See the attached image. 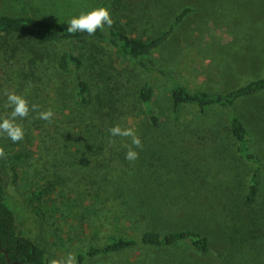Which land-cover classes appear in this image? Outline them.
<instances>
[{
    "label": "rangeland",
    "instance_id": "rangeland-1",
    "mask_svg": "<svg viewBox=\"0 0 264 264\" xmlns=\"http://www.w3.org/2000/svg\"><path fill=\"white\" fill-rule=\"evenodd\" d=\"M101 1L0 0V14L71 20L93 10ZM184 7L193 10L154 51L156 59L173 70L180 82L210 92H228L264 77V0H122L116 7L114 23L133 36L147 39L166 29ZM8 40L22 44L18 37ZM85 44L86 52L94 53L108 66L107 74L120 88L121 100L131 106V117L115 124L133 128L143 148L136 149V161H128L124 145H130L131 138L116 136L99 141L101 134L110 136L111 126H97L101 122L90 116V110L71 101L68 86L74 84L73 76L56 74L52 66L39 78L27 68L11 73L17 94L30 105L38 104L41 110L50 108L55 113L51 123L35 118V112L18 118L16 122L25 132L18 143L0 135V147L6 153L26 154L2 166L0 178L11 203L19 208V230L45 248V264L66 261L70 253L75 256L79 247L89 243L103 244L110 233L137 237L149 226L165 230L193 227L209 236L211 249L201 253L188 242L171 247L138 244L115 255L88 258L84 264H264V170L257 194L249 200L254 167L238 153L228 132L221 134L214 146L197 149L185 144L184 140L201 129L203 120L193 107L191 112L185 109V120H177L162 80L153 105L164 112L167 125L156 131L145 114L135 111L141 76L133 61L115 59L104 43ZM3 110L0 119L11 112L9 107ZM236 112L249 130L252 150L264 162V90L240 99ZM213 115L219 124L227 120L223 111ZM49 126L58 133L47 143L38 131ZM63 132L67 136L76 134L68 138L70 143L83 141L84 147L91 148L103 144V151L91 159H78L62 148ZM181 146L203 168L198 181H191L192 166L179 160L177 149ZM185 157L189 156L185 153ZM156 177L164 185L156 184L157 188L173 192V200L149 198L150 179ZM88 186L95 193L94 200L85 196ZM37 189L45 193L36 196L33 192ZM150 202L171 209L165 211L163 219L146 214L145 208L150 209L145 206ZM184 204L195 212L185 214Z\"/></svg>",
    "mask_w": 264,
    "mask_h": 264
},
{
    "label": "trees",
    "instance_id": "trees-1",
    "mask_svg": "<svg viewBox=\"0 0 264 264\" xmlns=\"http://www.w3.org/2000/svg\"><path fill=\"white\" fill-rule=\"evenodd\" d=\"M121 1L102 0L96 8L106 7L114 20L116 7ZM192 10L191 7H184L166 29L147 39L133 36L115 23L111 28L97 29L94 35L89 36L87 32L69 33L67 28L70 20L53 21L32 15L0 14V39H2L0 43V116L3 115V108H8L4 91L7 89L17 92L13 85L14 82L10 81L11 73L15 69L27 68L28 72L39 78L49 66H52L56 74L73 76L74 84L68 86L71 92V101L77 107L90 110V116L101 122L97 126L113 127L116 125V120L121 122L124 117L128 120L131 117L129 116L131 115L129 111L131 106L121 100L120 88L115 86L112 76L107 74L106 67L108 66L96 59L94 53L84 50L85 43L101 42L111 50L115 59L132 60L139 69L141 83L135 94V111L145 114L148 124L153 129L158 131L167 125L164 112L156 110L153 105L158 83L162 80L167 88L172 112L177 120L180 122L185 120V109H190L186 112H191L192 107L195 108V113L199 118L203 120L201 129L190 135L188 140H184L185 144L202 149L217 145L221 134L229 133L237 145L238 153L254 167L249 194V200L253 199L257 194V183L260 173L264 170V162L252 150L249 130L236 112V104L240 99L264 90V77L253 79L228 92H210L191 88L180 82L176 73L160 63L154 56V51L167 42L176 26ZM12 37L20 38L22 44H11L8 38ZM25 40L35 43L36 46L28 45ZM51 59L53 60L51 61ZM218 111H223L227 116V120L220 124L213 119V114ZM185 125L187 126L186 123ZM38 133L41 135L42 141L48 143L57 137L58 130L54 126H49L43 127ZM72 135L76 136V134ZM72 135L68 134L67 136V132H63L60 137L62 148L72 156L75 155L78 159H91L103 151V144L91 148L92 146L84 147L83 141H78L77 144L70 143L68 138H71ZM65 136H67L66 140H64ZM45 137H48V140H45ZM110 137L112 136L101 134L99 141H107ZM184 146L177 149L179 160L185 166H192L194 170L191 181H198L202 177L199 172L203 168L191 154L185 152ZM185 153L189 157H185ZM25 155L20 151L7 152L6 158H0V164H3L0 169L2 166L4 168L12 162L21 160ZM150 180L149 185L152 188H149V198L161 202L175 198L173 192L157 188L158 185L164 186L158 177ZM202 183L204 184V182ZM187 191L194 195L190 189ZM43 192L45 193L43 189H37L33 193L39 196ZM94 194L92 188L88 186L85 191L86 198L92 196L94 200ZM148 205L145 207L150 211L145 208L146 214H153L162 219L166 216L167 212L165 211L171 209L160 204L155 206L151 202ZM18 210L19 208L11 203L5 183L0 178V264H45V248L18 228ZM183 210L187 215L195 212L193 207L188 204H184ZM166 222L169 223L167 220ZM187 242L201 253H208L211 249L209 236L193 227L165 230L149 226L145 227L137 237L114 232L108 234L107 240L103 244L89 243L85 247H79L75 255L76 264H84L88 258L99 255H115L138 244L151 247H171ZM1 249H5L8 256Z\"/></svg>",
    "mask_w": 264,
    "mask_h": 264
},
{
    "label": "clouds",
    "instance_id": "clouds-1",
    "mask_svg": "<svg viewBox=\"0 0 264 264\" xmlns=\"http://www.w3.org/2000/svg\"><path fill=\"white\" fill-rule=\"evenodd\" d=\"M114 20L110 11L106 7H98L87 13H81L78 17H73L69 23L67 31L75 34L77 32H87L89 36L94 35L97 29L111 28ZM7 106L11 109L9 116L0 119V135L6 136L13 143H18L24 139L25 132L22 125L18 124L17 119H25L31 112L37 115L35 118L52 122L55 113L52 109L41 110L38 104H29V101L15 91H4ZM110 136L131 138V144H125L127 148L125 159L136 161L139 158V152L136 149L143 148L142 141L133 128H122L119 124L108 129ZM7 153L3 147H0V158H6ZM50 264H76V258L69 254L66 261L52 260Z\"/></svg>",
    "mask_w": 264,
    "mask_h": 264
},
{
    "label": "water",
    "instance_id": "water-1",
    "mask_svg": "<svg viewBox=\"0 0 264 264\" xmlns=\"http://www.w3.org/2000/svg\"><path fill=\"white\" fill-rule=\"evenodd\" d=\"M0 245H1V243H0ZM1 251L5 252V254L8 256V252L5 249H1ZM8 260H9V258H8ZM11 264H14V263H11Z\"/></svg>",
    "mask_w": 264,
    "mask_h": 264
}]
</instances>
